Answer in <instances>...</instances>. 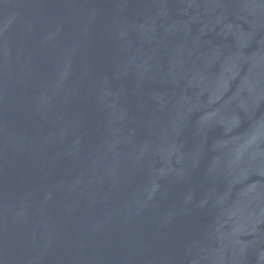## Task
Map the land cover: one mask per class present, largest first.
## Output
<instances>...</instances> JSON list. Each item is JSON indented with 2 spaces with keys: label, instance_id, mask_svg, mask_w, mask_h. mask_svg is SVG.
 I'll use <instances>...</instances> for the list:
<instances>
[{
  "label": "water",
  "instance_id": "1",
  "mask_svg": "<svg viewBox=\"0 0 264 264\" xmlns=\"http://www.w3.org/2000/svg\"><path fill=\"white\" fill-rule=\"evenodd\" d=\"M0 264H264V0H0Z\"/></svg>",
  "mask_w": 264,
  "mask_h": 264
}]
</instances>
